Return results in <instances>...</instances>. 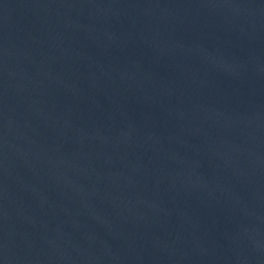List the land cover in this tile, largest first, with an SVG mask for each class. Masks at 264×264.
<instances>
[{
  "label": "water",
  "instance_id": "obj_1",
  "mask_svg": "<svg viewBox=\"0 0 264 264\" xmlns=\"http://www.w3.org/2000/svg\"><path fill=\"white\" fill-rule=\"evenodd\" d=\"M0 264H264V0H0Z\"/></svg>",
  "mask_w": 264,
  "mask_h": 264
}]
</instances>
